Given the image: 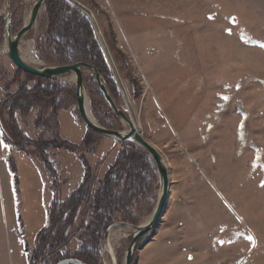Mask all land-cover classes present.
I'll return each mask as SVG.
<instances>
[{"label":"rangeland","instance_id":"374dc122","mask_svg":"<svg viewBox=\"0 0 264 264\" xmlns=\"http://www.w3.org/2000/svg\"><path fill=\"white\" fill-rule=\"evenodd\" d=\"M34 2L0 0V104L10 96L9 106L16 99L34 101L31 112L23 108L16 115L18 127L32 139L57 134L79 145L91 132L81 150L93 168L94 193L108 169L127 153L126 145L85 125L70 76L58 79L64 90L56 106L22 92L35 88L39 80L17 69L5 54V21H11L15 35ZM93 2L102 12L97 21L131 103L111 70L120 93L117 105L135 117L142 136L169 167L167 207L159 224L140 239L132 264H264V0H108L107 9ZM46 32L44 5L21 42L22 53L32 49L35 60L28 63L33 66H46ZM93 79V72L86 70V96L94 119L102 127L113 124L111 130L128 132V124L114 117L113 110L109 118L96 113L91 91L98 90V83ZM9 106L0 111L8 125ZM25 152L20 147L0 152V264H27L23 240L34 264L73 258L91 246L90 209L84 205L67 236L57 240L60 225L47 223L55 198L53 179L34 148L27 152L33 156ZM51 153L63 202L81 182L80 152ZM11 156L21 178L24 229L16 222L7 174L6 159ZM158 192L157 185L116 220L133 216L138 225L147 223ZM117 234L112 244L115 262L124 264L131 233ZM101 243L100 264H113L105 240ZM46 244L50 248L44 249Z\"/></svg>","mask_w":264,"mask_h":264},{"label":"trees","instance_id":"16d2710c","mask_svg":"<svg viewBox=\"0 0 264 264\" xmlns=\"http://www.w3.org/2000/svg\"><path fill=\"white\" fill-rule=\"evenodd\" d=\"M78 1L92 9L99 21L98 18L102 12H100L99 6H95L93 0ZM44 5L45 17L47 19V32L43 36L42 44L47 51V55L45 58L43 57L46 61V66H69L80 62L95 66L101 74L112 98L118 104L120 93L117 84L114 81L107 58L88 15L67 0H46ZM10 7L12 6L10 5ZM113 55H116L115 52ZM30 76L36 77L33 75ZM36 78L39 80V84L32 89L24 88L22 91L24 95H37V99H42L56 106V102L62 94L64 87L60 85L57 79ZM42 81H46L48 86H42ZM93 82L97 84L95 79H93ZM97 87V91H91L93 107L96 113L97 111H101L109 118L111 113H113L111 112L112 108L99 85ZM12 97H15V95H12ZM8 98L0 104V111H3L10 105L11 101ZM33 102L32 100L24 102V99L21 98L16 99L9 106L12 118L10 124H6L3 118H0L1 144L3 147L6 146L9 148L20 147L23 151H26L25 153L28 152L29 148H34L39 153V160L53 179L52 184L55 189V198L50 203L47 223L53 225L52 227L60 225L61 228L55 233L58 237L56 238L57 240L59 238L63 239L65 235L67 236L71 226L78 221L84 205L90 209V221L87 222V227H91L92 230L91 246L83 248L73 258L79 259L86 264H100L102 256L101 241L105 240L108 228L115 222H118L115 216H124L123 211L127 207L133 206V204L143 197H146L158 185V176L154 168L155 165L143 150L133 144L122 143L126 145L127 153L124 152L118 157L115 164L108 169L104 178L100 181L98 188L93 193V168L81 150L86 146L87 142L89 143V134L91 132L87 131L83 141L79 145L57 134L46 140L29 138L19 128L20 126L18 127L16 115L23 108H25L26 113L31 112L35 105ZM113 115L117 119H120L116 114ZM108 123L112 124L111 121ZM109 125L107 126L108 129L113 128V124L110 127ZM52 149L66 150L74 154L79 151L83 166V176L79 186L63 202L59 199L61 190L56 181L58 175L56 165L51 160ZM27 155L33 156L32 153H27ZM7 166L14 191L16 222L20 229H24L25 226L21 213V191L19 188L20 176L13 156L7 158ZM120 221L138 225L137 218L133 216L125 217ZM22 242L24 244L27 264H34L36 259L32 257L28 242L26 240ZM47 247L46 244L44 249ZM60 261L58 260L55 264Z\"/></svg>","mask_w":264,"mask_h":264},{"label":"water","instance_id":"95a60500","mask_svg":"<svg viewBox=\"0 0 264 264\" xmlns=\"http://www.w3.org/2000/svg\"><path fill=\"white\" fill-rule=\"evenodd\" d=\"M67 1L72 3L74 6H76L77 8H79L89 16L96 31V34L98 36V39L100 41V44L102 46V49L107 58V61L111 67L112 72L115 75L114 77L116 78L119 87H121L127 103L131 105L125 87L123 85L122 79L119 75L118 69L115 65L111 52L104 39V36L102 34L96 16L88 7H86L80 1L78 0H67ZM45 2L46 0H37L36 2H34L30 11L28 22L25 23L24 26L15 35H13L12 33L11 21L9 19H6L5 24H6L7 50H5L4 52L9 58V60L12 62V64L16 66L17 69L23 71L24 73L36 77L45 78L49 80H56V79L58 80L64 76L74 75L77 109L85 125L100 135L108 136L110 138L116 139L121 143H129L135 145L136 147L143 150L152 159L157 171L159 192H158L157 203L151 215V218L147 223L143 225H134L123 221L115 222L108 228L105 236V243L107 247V245L110 243L113 232L118 230H126L131 233V243L126 250L124 264H132V258L134 256L135 250L137 248L140 239L145 234L152 231L159 224L164 214V211L167 207L170 197L169 167L164 156L158 151V149H156L154 145H152L142 136L135 117H133L132 119L131 116L126 115L124 111L118 107L115 100L112 98L108 88L106 87L101 74L99 73L98 69L95 66L80 62L69 66L36 67L24 60L21 52L22 39L35 26L39 14L41 13V10L44 7ZM8 4H9L8 9L10 11V3ZM86 70L93 72L94 77L102 93L104 94L105 98L107 99L114 113L128 124L129 126L128 132L107 129L105 127H102L100 124H98V122L94 119L90 111L88 97L86 96V85L84 81V74ZM130 109L132 110V108ZM109 254L114 259L113 264H116L114 251L112 250ZM57 264H86V263L76 258H70V259L61 260Z\"/></svg>","mask_w":264,"mask_h":264},{"label":"bare ground","instance_id":"6f19581e","mask_svg":"<svg viewBox=\"0 0 264 264\" xmlns=\"http://www.w3.org/2000/svg\"><path fill=\"white\" fill-rule=\"evenodd\" d=\"M35 1H37V0H35ZM29 16L30 15H27L26 23L29 20ZM22 55H23V58H24V60L26 62H28V60L31 61V62H33L35 60L34 59V54L32 52V49H30V47H28L25 51H23ZM70 80H72L74 82L75 81V76L74 75H70ZM117 233H118V231L117 232L115 231V232L112 233V236H111V240L112 241L110 240V243L106 247V252L107 253H110L112 250H114L112 244L116 243V241H117V239L119 237Z\"/></svg>","mask_w":264,"mask_h":264},{"label":"crops","instance_id":"0c3cea01","mask_svg":"<svg viewBox=\"0 0 264 264\" xmlns=\"http://www.w3.org/2000/svg\"><path fill=\"white\" fill-rule=\"evenodd\" d=\"M97 1L100 2L99 4L102 6V8H106V7H107L106 4H109L108 0H107V1H106V0H97ZM106 2H107V3H106ZM106 9H107V8H106ZM3 148L5 149V147H3L2 144H1V132H0V152L3 151ZM6 148H8V147H6ZM6 168H7V174H9L8 166H7V159H6ZM9 176H10V174H9ZM10 179H11V176H10ZM20 179H21V178H20ZM11 188H12V184H11ZM12 190H13V188H12ZM13 192H14V191H13ZM14 201H15V198H14ZM15 212H16V207H15Z\"/></svg>","mask_w":264,"mask_h":264},{"label":"snow or ice","instance_id":"6c2138e0","mask_svg":"<svg viewBox=\"0 0 264 264\" xmlns=\"http://www.w3.org/2000/svg\"><path fill=\"white\" fill-rule=\"evenodd\" d=\"M223 99H225V100H226V99H228V98H227V97H224ZM5 147H6V146H5ZM250 239H251V238H250Z\"/></svg>","mask_w":264,"mask_h":264},{"label":"built area","instance_id":"2783aa9c","mask_svg":"<svg viewBox=\"0 0 264 264\" xmlns=\"http://www.w3.org/2000/svg\"><path fill=\"white\" fill-rule=\"evenodd\" d=\"M6 48H7V46H6Z\"/></svg>","mask_w":264,"mask_h":264}]
</instances>
